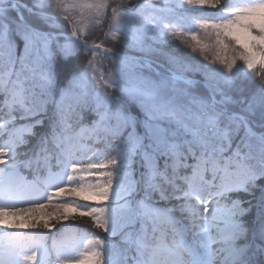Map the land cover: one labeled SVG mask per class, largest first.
Returning <instances> with one entry per match:
<instances>
[{"label":"trees","instance_id":"1","mask_svg":"<svg viewBox=\"0 0 264 264\" xmlns=\"http://www.w3.org/2000/svg\"><path fill=\"white\" fill-rule=\"evenodd\" d=\"M16 1L32 28L73 29L90 45L160 62L204 82L216 106L264 132V63L246 69L249 55L232 36L239 18L227 14L233 0ZM104 57L0 10V166L43 192L20 207L0 192V258L228 264L223 248L232 243L248 246L245 264H264V137L216 109L200 82ZM18 82L26 108L10 99ZM71 130L87 149L66 159ZM215 160L228 176L212 172ZM218 216L235 223L223 230ZM14 231L27 251L5 244ZM81 238L93 256L73 243Z\"/></svg>","mask_w":264,"mask_h":264},{"label":"rangeland","instance_id":"2","mask_svg":"<svg viewBox=\"0 0 264 264\" xmlns=\"http://www.w3.org/2000/svg\"><path fill=\"white\" fill-rule=\"evenodd\" d=\"M235 14L239 17V25L232 28V36L237 40L238 44L248 53L249 62L247 69H251L257 62L264 63V0H237ZM234 12V11H233ZM250 25V26H249ZM23 94V88L20 86L13 93L16 101H20ZM79 132H71L67 136V150L68 153H73L80 146H75V138L78 137ZM84 146V145H83ZM23 180L20 175L14 170H6L3 177H0V187L5 188L8 186H20ZM18 191V190H17ZM12 190L11 200L17 201L20 199L19 193ZM41 217V216H40ZM31 222L35 223L38 218H30ZM223 220V218L221 219ZM225 225L233 224L232 220H223ZM245 246L234 247L227 246L226 256L229 260L240 262L247 253ZM84 250L87 255L92 256L90 242L86 241ZM245 251V252H244ZM242 255V256H241ZM241 257V258H240ZM240 258V259H239ZM239 259V260H238ZM9 264V263H4ZM244 264V263H239Z\"/></svg>","mask_w":264,"mask_h":264},{"label":"water","instance_id":"3","mask_svg":"<svg viewBox=\"0 0 264 264\" xmlns=\"http://www.w3.org/2000/svg\"><path fill=\"white\" fill-rule=\"evenodd\" d=\"M92 48H96L95 46H93ZM235 116H237V117H240L239 115H235Z\"/></svg>","mask_w":264,"mask_h":264}]
</instances>
